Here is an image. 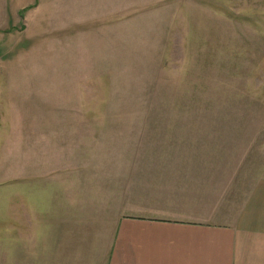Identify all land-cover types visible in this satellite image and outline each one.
I'll use <instances>...</instances> for the list:
<instances>
[{
	"label": "rangeland",
	"instance_id": "374dc122",
	"mask_svg": "<svg viewBox=\"0 0 264 264\" xmlns=\"http://www.w3.org/2000/svg\"><path fill=\"white\" fill-rule=\"evenodd\" d=\"M18 1L0 253L108 252L141 206L221 207L264 177V0Z\"/></svg>",
	"mask_w": 264,
	"mask_h": 264
},
{
	"label": "crops",
	"instance_id": "0c3cea01",
	"mask_svg": "<svg viewBox=\"0 0 264 264\" xmlns=\"http://www.w3.org/2000/svg\"><path fill=\"white\" fill-rule=\"evenodd\" d=\"M12 2L0 0L4 25L15 17V10L10 13L8 9ZM255 180L250 188H242V198L225 197L227 202L221 207L212 203L183 208L141 206L134 210L137 215L116 222L108 252H9L0 256L16 264H24V259L28 264H264V177ZM159 203L151 201L150 205Z\"/></svg>",
	"mask_w": 264,
	"mask_h": 264
}]
</instances>
